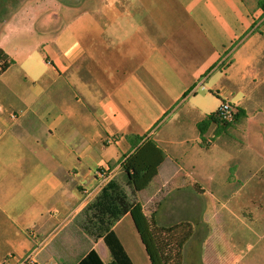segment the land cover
<instances>
[{
  "label": "crops",
  "instance_id": "obj_1",
  "mask_svg": "<svg viewBox=\"0 0 264 264\" xmlns=\"http://www.w3.org/2000/svg\"><path fill=\"white\" fill-rule=\"evenodd\" d=\"M77 1L60 2L66 22L44 23L39 47L11 46L28 28L10 17L0 36L13 60L0 73V264H76L91 249L110 263L82 211L121 176L128 138L165 154L157 186L135 195L157 214L164 187L201 190L187 168L198 121L223 98L246 120L264 96V0ZM112 229L133 264H150L129 213Z\"/></svg>",
  "mask_w": 264,
  "mask_h": 264
},
{
  "label": "rangeland",
  "instance_id": "obj_2",
  "mask_svg": "<svg viewBox=\"0 0 264 264\" xmlns=\"http://www.w3.org/2000/svg\"><path fill=\"white\" fill-rule=\"evenodd\" d=\"M65 1L12 0L0 36L10 17L28 28L22 32L27 38H10L11 46L39 47L49 34L41 28L44 23L58 28L66 22ZM79 4L72 5L68 20L81 11ZM261 89L264 92V83ZM206 99L218 102L213 92ZM258 100L259 107L249 111L246 120L220 133L212 125L203 141L194 142L193 167L187 168L201 190L189 185L175 190L170 185L158 194V224L188 221L192 226L182 249L183 264H264V96ZM153 178L150 190L157 186Z\"/></svg>",
  "mask_w": 264,
  "mask_h": 264
},
{
  "label": "trees",
  "instance_id": "obj_3",
  "mask_svg": "<svg viewBox=\"0 0 264 264\" xmlns=\"http://www.w3.org/2000/svg\"><path fill=\"white\" fill-rule=\"evenodd\" d=\"M12 0H0V25ZM263 1V0H262ZM3 24V23H2ZM13 60L0 49V73ZM231 122L220 120L215 112L208 113L198 121L200 138L210 126L215 125V133L229 128L243 117V111L236 109ZM132 151L120 160L121 176L111 177L101 187L97 195L83 208V228L94 239L101 238L108 248L112 261L104 263L96 250H89L76 264H133L119 238L113 231V225L126 213L132 217L149 257L150 264H183L182 249L192 235V226L188 221H181L170 226L158 224L156 211L145 214L136 201V192L142 190L156 175L164 160V152L151 139L134 135L128 138Z\"/></svg>",
  "mask_w": 264,
  "mask_h": 264
},
{
  "label": "built area",
  "instance_id": "obj_4",
  "mask_svg": "<svg viewBox=\"0 0 264 264\" xmlns=\"http://www.w3.org/2000/svg\"><path fill=\"white\" fill-rule=\"evenodd\" d=\"M236 111H237L236 107L232 103H230L228 100L223 98L220 100V102H219V104L215 110V113L220 120L231 122L234 119V115H235ZM10 118L11 119L16 118V114L14 112H11ZM96 174L102 175V172L98 170V171H96ZM9 257H11V255H9ZM8 264H13V263H8Z\"/></svg>",
  "mask_w": 264,
  "mask_h": 264
}]
</instances>
